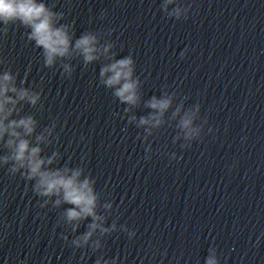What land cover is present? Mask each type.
Here are the masks:
<instances>
[{
    "label": "clouds",
    "instance_id": "obj_1",
    "mask_svg": "<svg viewBox=\"0 0 264 264\" xmlns=\"http://www.w3.org/2000/svg\"><path fill=\"white\" fill-rule=\"evenodd\" d=\"M54 7H49L42 0H0V34L7 36L11 25L24 27L28 30L27 40L42 49L44 67L51 69L59 62L61 75L68 79H71L75 69L65 61L79 58L85 68L103 61L99 69V84L111 90L120 104L126 105L123 112L128 124L143 129V136L137 139L147 142L154 135V130H160L166 124L165 117L169 112L168 121L175 122L178 130L174 143L182 139L184 143L181 148L188 149L194 141L201 139L208 123L207 119L201 120V105L196 103L186 108V98L176 103L178 96L175 91L165 89L160 96H151L143 104L150 111L147 115L137 117L133 110L141 104L142 81L135 75L136 62L133 56L129 54L117 59L118 53L114 51L116 45L105 39L102 32L85 31L76 37L74 24L60 23L65 14L54 11ZM160 10L169 19L187 20L192 5H182L179 0H162ZM106 15V12H102L100 18L104 19ZM187 52L185 48L180 53L181 59L185 58ZM3 63L0 59V64ZM26 82V78L22 79L18 85L17 76L10 69L0 72V146L6 150V154L0 156V167L8 166L10 175L19 173L25 181L32 182V191L41 200L40 208L51 204L52 208L59 209L67 205L60 212L57 224L67 226L74 238L69 240L65 234H61V238L74 249L90 248L95 253L103 247L99 237L117 231L116 220L110 226H105L113 214V203L108 201L101 204V195L95 189L96 180L90 173L85 174L84 167H71L69 163L53 167L61 160V153L54 151L51 155H42V145H51L53 139H59L58 135H54L56 122L53 121L37 133L38 121L35 117L31 114L21 115L23 104L36 108L42 95V90L35 91L31 86L26 87ZM212 131L209 127L208 132ZM33 136L34 141L31 139ZM145 153V159L150 160L151 144H147ZM170 159L182 157L178 158L175 153H171ZM99 208H103L107 215L101 214ZM89 218L91 222L86 224V230L75 235L81 224ZM119 231L126 233L129 239L136 235L127 225H120ZM97 234L99 237L93 239ZM117 260L118 257L105 259L101 255L95 264H117ZM204 264H220L215 247L208 249Z\"/></svg>",
    "mask_w": 264,
    "mask_h": 264
}]
</instances>
